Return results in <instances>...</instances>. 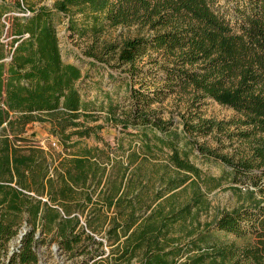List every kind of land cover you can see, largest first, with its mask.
Instances as JSON below:
<instances>
[{
	"label": "trees",
	"instance_id": "obj_1",
	"mask_svg": "<svg viewBox=\"0 0 264 264\" xmlns=\"http://www.w3.org/2000/svg\"><path fill=\"white\" fill-rule=\"evenodd\" d=\"M25 1L0 0V264H37L45 242L65 256L61 264H264L260 201L188 241L175 231L204 205L202 186L240 183L264 197V0H55L21 16ZM75 13L91 23L89 56L128 75L127 97L107 115L136 132L126 162L113 158L109 170L113 159L101 162L97 147L55 157L23 136L49 121L64 143L99 139L95 102L82 98V70L63 60L54 24ZM117 27L135 35L102 41L95 53L98 35ZM169 96L183 105L178 121L156 107ZM206 100L235 116L204 118ZM197 159L221 174L209 176ZM182 187L191 191L186 204L177 202Z\"/></svg>",
	"mask_w": 264,
	"mask_h": 264
},
{
	"label": "rangeland",
	"instance_id": "obj_2",
	"mask_svg": "<svg viewBox=\"0 0 264 264\" xmlns=\"http://www.w3.org/2000/svg\"><path fill=\"white\" fill-rule=\"evenodd\" d=\"M54 1L26 0L24 7L31 13L33 8H38L43 5L52 8ZM224 2L225 0H219L220 5H223ZM11 14L13 13H9L7 16ZM7 21L6 19L5 22ZM70 22L75 29L69 27ZM54 24L63 60L79 66L82 70L84 78L78 83L82 98L95 102V110L93 113L98 116V119L90 125L100 126V129L97 130L99 139L92 136L88 139L75 141L76 139L72 138L71 142L64 143L59 135L54 133V126L49 121L29 124L23 136L29 140L28 144L38 146L55 157H70L76 154L81 148L97 147L101 155V162L106 163L107 158H114L126 162V156L130 153L128 147L130 140H132L128 134L135 133L136 131H123L119 125L109 121L107 107L110 103L120 104L127 97L129 90L127 73L117 68L114 60L103 63L94 61L89 56L88 52L92 51L91 46L94 41V34L87 28V24L90 26L91 23L85 21L83 15L75 13L71 19L69 16H56L54 17ZM134 35L135 31L133 27L106 28L98 35L97 48L94 51L97 54L100 53V43L102 41L115 43L125 38L133 37ZM7 40L5 39L3 41L6 42ZM137 87L135 86V88ZM156 107L163 112L164 118H172L174 121L180 120L179 114L183 110V105L177 100L176 96L167 97L161 105L157 104ZM201 114L206 119L217 121H227L235 116V112L231 108L217 104L212 100L205 101L201 109ZM41 116L42 118H47L45 115ZM72 142L77 144V146L70 147ZM136 143L134 141L131 148ZM161 158L162 156H159V160H163ZM114 159L111 160L110 164L106 165L108 170L111 168ZM196 164L203 168L209 176L217 177L221 174L219 166L212 162L202 164V161L197 159ZM133 167H130V170ZM251 189H248L244 184L231 182H225L216 188L213 187V184L210 187L202 186L204 205L196 212L194 211V220L192 222L188 221L186 224L187 227L184 230L180 228L175 229L178 240L185 242L191 237L195 238L197 233L201 232L206 225L212 223L223 213L250 206L253 202L260 201L264 204V197L258 192L251 193ZM176 192H181L180 196H178V204H186L190 201L191 191L189 188L184 189L182 187L176 190ZM214 236L230 242H242V240H236L233 236H226L223 233H215ZM104 249L108 251V248ZM37 253L39 257L37 264H61L66 260L55 243L52 242L38 244ZM182 261H184V258L180 260V262Z\"/></svg>",
	"mask_w": 264,
	"mask_h": 264
},
{
	"label": "water",
	"instance_id": "obj_3",
	"mask_svg": "<svg viewBox=\"0 0 264 264\" xmlns=\"http://www.w3.org/2000/svg\"><path fill=\"white\" fill-rule=\"evenodd\" d=\"M29 230V227H27L26 224H24L21 228V230H19L18 235L16 236L15 239H13L10 244H9V255H11L13 253L14 250H17V248L19 247L20 241L22 239V237L26 234V232Z\"/></svg>",
	"mask_w": 264,
	"mask_h": 264
},
{
	"label": "built area",
	"instance_id": "obj_4",
	"mask_svg": "<svg viewBox=\"0 0 264 264\" xmlns=\"http://www.w3.org/2000/svg\"><path fill=\"white\" fill-rule=\"evenodd\" d=\"M29 11L27 10V9H25V8H23V11H22V13H20V15L21 16H27V15H29ZM4 21V20H3ZM5 22V21H4Z\"/></svg>",
	"mask_w": 264,
	"mask_h": 264
}]
</instances>
